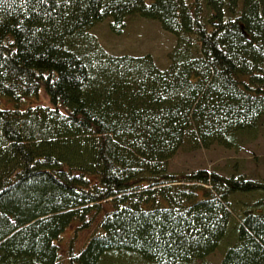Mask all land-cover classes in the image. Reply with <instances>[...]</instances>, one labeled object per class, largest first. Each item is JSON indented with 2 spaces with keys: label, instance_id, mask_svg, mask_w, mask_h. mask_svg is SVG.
Segmentation results:
<instances>
[{
  "label": "trees",
  "instance_id": "obj_1",
  "mask_svg": "<svg viewBox=\"0 0 264 264\" xmlns=\"http://www.w3.org/2000/svg\"><path fill=\"white\" fill-rule=\"evenodd\" d=\"M132 14L166 66L91 31ZM263 132L264 0H0V264H264V178L168 165Z\"/></svg>",
  "mask_w": 264,
  "mask_h": 264
},
{
  "label": "rangeland",
  "instance_id": "obj_2",
  "mask_svg": "<svg viewBox=\"0 0 264 264\" xmlns=\"http://www.w3.org/2000/svg\"><path fill=\"white\" fill-rule=\"evenodd\" d=\"M110 18L97 21L92 27L101 44L112 53L143 54L150 53L158 66L167 65L168 54L175 44V35L165 30L159 21L138 14L129 15L126 25L120 33L110 29ZM13 105V101L2 99V104ZM49 104V98L41 90L38 95L26 97L20 101L25 107L35 104ZM171 170H191L199 167L218 170L223 173L245 172L247 175L264 178V132L256 139L247 142L242 149L234 150L214 144L208 148H180L168 161ZM73 227L67 228L62 236V247L73 234ZM90 229L80 231L76 236L75 245L80 246ZM222 250L218 249L207 256L211 264H217Z\"/></svg>",
  "mask_w": 264,
  "mask_h": 264
}]
</instances>
